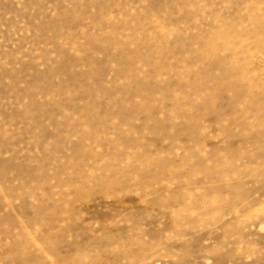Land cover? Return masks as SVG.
Here are the masks:
<instances>
[{"label":"rangeland","instance_id":"1","mask_svg":"<svg viewBox=\"0 0 264 264\" xmlns=\"http://www.w3.org/2000/svg\"><path fill=\"white\" fill-rule=\"evenodd\" d=\"M0 264H264V0H0Z\"/></svg>","mask_w":264,"mask_h":264}]
</instances>
